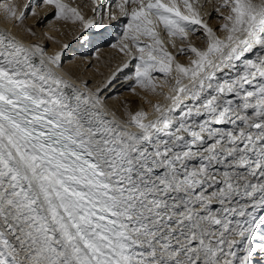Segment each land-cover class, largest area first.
<instances>
[{
    "label": "snow or ice",
    "instance_id": "obj_1",
    "mask_svg": "<svg viewBox=\"0 0 264 264\" xmlns=\"http://www.w3.org/2000/svg\"><path fill=\"white\" fill-rule=\"evenodd\" d=\"M112 6L129 91L169 101L154 120L109 119L58 74L62 52L0 31V264H264V2L215 0L216 29L198 0ZM44 7L96 27L63 0H0L31 36Z\"/></svg>",
    "mask_w": 264,
    "mask_h": 264
},
{
    "label": "bare ground",
    "instance_id": "obj_2",
    "mask_svg": "<svg viewBox=\"0 0 264 264\" xmlns=\"http://www.w3.org/2000/svg\"><path fill=\"white\" fill-rule=\"evenodd\" d=\"M64 1H68L69 4L71 3L72 5L76 6V4H74V2L72 0H64ZM25 2H26V0H21V2L19 4H23ZM103 2L105 3V5L110 2V5H109L110 10H112L111 8L114 7V6H112V0H103ZM193 2L195 3V2H197V0H193ZM262 2H264V0H254V3H257V4H260ZM75 3H76V1H75ZM198 3L204 5V8L201 9V11L203 13H206V15L204 16V19H206L209 22L210 26L213 27L214 29L218 28L219 27V20L218 19H211L212 17L210 15L211 12H212V14H213V12H215L214 11L215 10L214 9L215 0H198ZM211 5H213L212 8H211ZM81 10H83V9H81ZM53 13H54V11L51 12L50 10H46V9L41 11L39 9V16L36 18H29L26 23L28 25L33 24L35 26L36 22L38 21V23H37L38 25L36 26V29L40 30L41 28L39 27V24L41 22L43 23V22H45V20L51 18L53 16ZM82 14H83V11H82ZM92 14H93L92 11L90 13L85 14L86 15L85 19L86 20H93L94 15L89 17V15H92ZM114 14L117 17L115 20H110V22H108V20H109L108 19V20H105L104 23H102V26H100V27H103L107 23H108V27L106 29H104L103 31H100V32H102V33H99L100 35H102V34L105 35L107 33V30L110 31L109 29H112L113 27L117 26L116 24H118L120 22L121 23L123 22L124 24L126 23V19L119 14L118 10L117 11L115 10ZM124 24H123V26H124ZM115 28H119V27H115ZM120 28H122V27L120 26ZM94 29H95V27L88 29L87 33L90 34L89 33L90 30H93L92 33H95ZM0 31L10 32L12 35H14L18 40H20L26 46L39 45L46 50V53L48 55H54L57 52H62L63 53V56H62L63 67L61 69H56L58 74L62 75L64 77V79L68 80L75 87L79 88L80 91L85 92L86 94L89 92L90 93H98L104 102V110H105L109 119L114 118L117 121L124 123V122L129 120V113L135 114L136 112H139V111H145L148 113L149 119L154 120L157 118V114L155 113V110H154V105L160 104L162 106H167L169 104V101H167L164 98V95L161 96V99H158V97H156L155 94H151L150 92H147L144 90H141L138 92L136 91L135 94L130 93V95L128 94V96H127L128 99H124L122 101H121V99H122L121 97L117 98V100H116V98L111 99V97H112L111 94L114 93L115 89H117L118 87H126L130 81V80L126 79V76L123 74V71H125L127 69V68H124L125 62L130 61V57L125 56L124 54L117 56L118 59H116V61H117L116 64L114 62V65H111V66L109 65L107 67H104L106 65L105 62H103V61L99 62L96 59V62H95L96 69L94 68V70L88 69V67L90 65H92V63H93L92 59L84 60L82 58L81 60H79L77 57L78 60L74 59L71 61H66V63H65L66 56L70 55L69 52H71V49L76 45V43L81 39V37L83 35L87 34L81 30V27L79 28V30L77 29L76 33H74L75 35L74 34L71 35V32L70 33L68 32L69 35L63 36V37L61 36L60 43L59 42L55 43V42L51 41L52 38L50 40L52 43H50V42H48L49 40L47 38L44 40V36H45L44 32H42V34H43L42 37L39 35L31 36L28 33H25L24 35H22L23 33L19 32L20 30L18 29L17 26H15L14 23L6 22L3 15L0 14ZM45 31H49L48 27L45 28ZM80 33H83V34H81L79 39H76V37L79 36ZM117 34H118V36H116V37H118V40H119L121 33L119 34V32H117ZM161 37L165 40V43L167 44L168 40H167V37L164 35L163 31L161 32ZM190 39L196 46L204 47V40H203L202 32H197V33L191 35ZM109 41H107V42L111 43L113 41V39H110ZM49 43L51 44V48H48ZM118 43H119V41H118ZM118 43H116V44H118ZM65 44L68 45L67 49H65L63 47ZM176 44L179 47L180 41L178 39L176 40ZM201 44H203V45H201ZM109 49L104 48V50H106V52L102 49L105 53L102 52L101 55L106 58V57H108V55L110 53L113 54L117 48L113 47V51L109 50ZM117 50H119V49H117ZM169 51H172L174 54L176 52V50L172 49L170 46H169ZM246 56L249 58H253V59L255 58L251 54H246ZM178 59H180V61L182 63H187V60L185 58L178 57ZM104 61H106V60H104ZM103 63H105L104 66H103ZM131 63H132V61H131ZM120 69H123V71H120ZM100 71H102V73ZM113 74H116V78L119 76L118 80H121V81L118 83H115L117 81V79H115L113 81V83H114V86H116V85L117 86L113 91H110L109 88L111 85L106 86V84H107V81L109 80V78H111L113 76ZM90 77H93L94 83L90 84V82L92 81L89 79ZM165 92L166 93L168 92L167 87L165 88ZM134 95L137 98H139V100H140L139 105L138 104L135 105V99H137V98H135ZM129 102H131V103H129ZM126 103L131 104V106L126 107V105H125ZM124 105L127 109H125V107L123 109L121 108ZM129 108H133V109H131L132 111L128 110ZM117 110H121L120 113L117 112ZM145 122H148V121H145ZM225 127H230V125L225 126ZM130 130L131 131H138V129H136V128H132Z\"/></svg>",
    "mask_w": 264,
    "mask_h": 264
},
{
    "label": "rangeland",
    "instance_id": "obj_3",
    "mask_svg": "<svg viewBox=\"0 0 264 264\" xmlns=\"http://www.w3.org/2000/svg\"><path fill=\"white\" fill-rule=\"evenodd\" d=\"M73 2H74V4H76V6H74V5H72L71 3H70V5H72L73 7H77L81 12L83 11V14H84V16H86L85 14H87V13H90L91 11H92V15H89V17L90 16H93L94 15V18H93V20H94V23H95V25H97L96 27H95V29H94V32H96L95 30H96V28H98V27H100V26H102V23H104V21L105 20H108V12L109 11H113V13H114V11L116 10L114 7H112L111 9L112 10H110V2L108 3V4H106V5H108V7H104V10L103 11H101V12H97V11H94V5L92 4V0H72ZM75 1H76V3H75ZM21 2V0H16V3H20ZM63 2H65V3H68L69 4V2L68 1H64L63 0ZM98 2H99V4L101 5V6H105V3L103 2V0H98ZM213 7V5H211V8ZM44 9H46V10H50L51 12H53L54 10H52V9H50V8H47V7H44V8H41L40 10L42 11V10H44ZM81 9H83V10H81ZM89 9V10H88ZM88 12H87V11ZM117 11V10H116ZM215 11V10H214ZM38 12H39V9H38ZM87 12V13H86ZM211 19H213V16H215V12H213V14H212V12H211ZM108 22H110V20H108ZM117 22V21H116ZM38 23V21L36 22V24H35V26L32 24H30L29 26H31L32 28H33V30L36 32V35H39V36H43V34H42V32H44V34H45V36H44V40L47 38L49 41L48 42H50V43H52L51 41H53V42H55V43H60V39H61V36L63 37V36H67V35H69V33L71 32V35H73L74 33H76V31H77V29L79 30V28H80V25H79V23H76V24H73L71 21H63V20H55L54 19V13H53V16L51 17V18H49V19H47V20H45V22H41L40 24H39V27L41 28L40 30L39 29H36V26L38 25L37 24ZM123 23V22H122ZM121 22L120 23H118V24H116L117 26H115V27H119L120 28V26L123 28L124 26H123V24H122ZM120 24V25H119ZM75 25V26H74ZM119 25V26H118ZM47 28L48 27V30L49 31H45V28ZM50 27V28H49ZM121 28V29H122ZM18 29L20 30L19 32L21 33H23L22 35H24L26 32L23 30V28H19L18 27ZM101 29V28H100ZM42 30V31H41ZM109 30H111V29H109ZM24 31V32H23ZM67 31V32H66ZM108 31V30H107ZM114 31V30H113ZM51 32V33H50ZM69 32V33H68ZM93 32V30H90L89 31V33L90 34H85V35H83L82 37H86V38H82L81 37V39L76 43V45L71 49V52H69V54L70 55H67L66 56V59H65V63H66V61H71V60H74V59H77V57H78V59L79 60H81L82 58L84 59V60H87V59H92L93 60V63H92V65H90L89 67H88V69H92V70H94V68L96 69V65H95V62H96V56H97V54L99 55V57H100V59L98 60L99 62H105L106 63V65H105V63H103V66L104 67H107V66H111V65H114V62H115V64L117 63V61H116V59H118V55L120 56L122 53L120 52V50H117V49H119V48H117L116 50H115V52L113 53V54H109L108 55V57H103L101 54H102V52H106V50H104V48H110L109 50H112L113 51V47H112V45L113 44H116V43H118V37H114V36H112L113 37V41L111 42V43H108L107 41H105L104 39H101L103 36H104V34H102V35H100L99 33H102V32H98V33H92ZM55 33V34H54ZM67 33V34H66ZM84 33V32H83ZM83 33H80L79 34V36H77L76 37V39H79L80 38V36H81V34H83ZM54 34V35H53ZM58 34V35H57ZM99 34V35H98ZM108 34H111L112 35V32L110 31ZM107 34V36H109ZM75 35V34H74ZM94 38V39H96L97 38V40H99L98 42L96 41V40H89V38ZM100 37V38H99ZM51 38H52V40H51ZM51 40V41H50ZM109 41V40H108ZM110 42V41H109ZM49 43V45H48V48H51V44ZM48 44V43H47ZM201 45H203V44H201ZM112 47V48H111ZM104 51H103V50ZM104 52V53H105ZM77 59V60H78ZM109 59V60H108ZM104 60H106V61H104ZM98 62V63H99ZM132 63H135V61H132ZM84 71V70H83ZM82 71V72H83ZM101 73H102V71H100ZM133 72H134V69H132L131 67H128L125 71H123V74L127 77V76H129V75H132L133 74ZM100 73V74H101ZM118 78H119V76L116 78L117 80H118ZM90 80H92L91 82H90V84L91 83H94L93 82V77H90L89 78ZM133 83V81H129V83H128V85L126 86V87H118L117 89H115L114 90V93H112L111 94V99L113 98V99H115L116 98V100H117V98H122L121 99V101L122 100H124V99H128L127 98V96H128V94L130 95V93H132L131 91H129V86L131 85ZM157 83H163V79L161 78V80H159V81H157ZM113 87H110L109 89H110V91H111V89H112ZM166 88V87H165ZM165 88L163 89V92H165ZM142 89H140V88H137V92L138 91H141ZM160 89H158L157 90V93H151V94H155L156 95V97H158V99H161V94H159L160 93ZM166 93V92H165ZM135 96V95H134ZM135 98H137L136 96H135ZM125 103V102H124ZM129 103H131V102H129ZM129 103H126L125 105H126V107H129V106H131V104H129ZM129 104V105H128ZM139 105L140 104V100H139V98H137V99H135V105ZM116 105V104H115ZM122 105V104H121ZM125 105L123 106V107H121L122 109L125 107ZM125 107V109H127ZM131 109H133V108H129L128 110H131ZM120 111L121 110H117V112H119L120 113ZM132 111V110H131Z\"/></svg>",
    "mask_w": 264,
    "mask_h": 264
}]
</instances>
